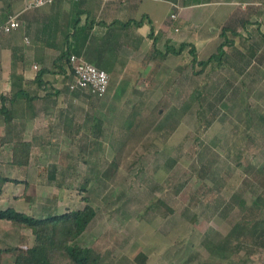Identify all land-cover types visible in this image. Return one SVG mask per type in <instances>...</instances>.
Listing matches in <instances>:
<instances>
[{"label":"rangeland","instance_id":"rangeland-1","mask_svg":"<svg viewBox=\"0 0 264 264\" xmlns=\"http://www.w3.org/2000/svg\"><path fill=\"white\" fill-rule=\"evenodd\" d=\"M238 1L236 13L243 20L252 8ZM169 9L170 4L160 2L159 17L166 18ZM241 20L235 23L237 34L227 31L232 42L225 46L224 61L199 73L186 49L145 66L143 56L119 63L118 72L107 69L110 88L103 97L69 90L71 80L62 79L64 103L74 100L76 91L82 93L74 108L65 106L66 115L78 111L81 117L67 118L66 127L76 133L42 141L38 132L27 167L10 168L9 149H0V175L27 182L5 184V192L25 190L19 202L14 197L11 202L45 214L83 207L82 197L88 195L97 214L76 241L99 250L103 264H139V251L148 255L146 264H264V248L243 240V225L264 219V207L254 204L264 189V34L251 25L244 28ZM214 22L208 34L201 23L178 17L171 38L177 45L197 35L201 45L206 38L217 40L221 26ZM256 22L264 32V12ZM164 42L161 37L163 49ZM216 44L200 56L217 51ZM93 116L102 119L101 137L89 134ZM112 160L118 161L116 172L104 175ZM44 165L50 171L56 165L61 176L66 172L64 184L56 185L46 169L40 175ZM9 196L1 205L10 204ZM156 196L174 212L162 206L147 211ZM241 197L246 208L239 204ZM241 223V246L234 244L237 229L227 248L215 247ZM34 238L31 229L0 220L1 245H32ZM12 259L6 254L4 264Z\"/></svg>","mask_w":264,"mask_h":264},{"label":"crops","instance_id":"crops-1","mask_svg":"<svg viewBox=\"0 0 264 264\" xmlns=\"http://www.w3.org/2000/svg\"><path fill=\"white\" fill-rule=\"evenodd\" d=\"M29 1L0 0V23L7 19L9 13L13 12L19 13L21 21L19 28L0 35V94L3 93L8 98L7 105L12 110L15 138L23 140H33L40 137L39 134L42 133L43 135L39 139L50 141L57 133H59L57 135H61L75 132V129L70 125L66 127L67 121L69 119L79 121L81 117L78 115V111L66 115L65 108L67 107L65 106L74 108V104L78 102L76 99L81 97V94H76L74 100L68 103H64L60 99L64 91L62 79L68 77L73 81V77L70 75L68 64L65 65V70L60 71L54 62L58 55L67 48L82 49L84 43H87L83 37L89 26L92 25L91 33L101 39L105 33L110 32V23L113 24L112 26L115 28L110 34L113 35L114 32L116 36L119 35L117 40L121 43L116 49L118 51L114 57L117 59L115 63L123 62L124 64L125 60L139 61L140 58H143L153 41V37L150 35L151 31L157 37L158 46L161 49H163L160 46L161 37L164 38V43L170 41L177 45L171 38L175 36L172 29L176 19L183 16L187 23H192L191 25L201 23L206 31L208 30V34L215 20L221 26V28L217 26L220 30L217 40L206 38L202 41V45L198 35L196 38L193 36L182 40L193 41L197 45L199 57L202 58L201 51L211 47L213 43H217L219 46L225 39V35L227 36V31L233 34L238 33L240 28L235 29V23L240 21L242 16L241 13H236L238 0H57L37 7H29ZM243 1L247 2L252 10L250 16L241 20V26L244 28L250 25L254 26L257 31L260 30L261 34H264L259 27L260 23L256 22L264 12V0ZM160 2L170 4V9L166 12L164 19L160 18L158 14ZM174 12L178 17H172ZM198 14H202L201 19L198 18ZM135 20H140L142 23L140 25L133 23L128 28L125 27V22ZM227 22L230 23L227 24ZM224 23L226 24L224 25ZM171 54L173 53H169L167 57ZM42 67L51 69L43 74V83L36 79V75ZM82 91L88 92L86 89ZM1 125H4L3 130ZM4 132L5 120L0 114V135ZM38 144L44 145L43 143ZM6 146L11 156L9 166L14 169V165L11 163L12 144L0 143V149L5 150ZM15 167L19 166L15 165ZM23 178H17L16 183L25 185L26 179L21 181ZM6 183L8 184V181ZM4 186L0 202L4 200V196L11 195L9 196V205H14L29 213L25 207L19 206L17 203L19 202L17 200L24 197L22 195L25 190L20 194H13L11 191L5 192ZM12 197L17 202H11ZM5 206L8 205L0 203V207ZM0 220L5 221V219ZM13 260L14 258L10 264H13Z\"/></svg>","mask_w":264,"mask_h":264},{"label":"trees","instance_id":"trees-1","mask_svg":"<svg viewBox=\"0 0 264 264\" xmlns=\"http://www.w3.org/2000/svg\"><path fill=\"white\" fill-rule=\"evenodd\" d=\"M133 23L140 25L142 21H128L125 22L124 25L128 28ZM112 25L113 24L110 23V32L115 28ZM91 30L92 25L89 26L85 32V36L83 38L84 41H87V43H84L82 49L78 47L73 49L67 48L58 55L54 65L59 67L60 71L65 70V65L69 64V56L74 52L78 55H83L87 58V60L94 62L100 68H111L112 71L114 70L115 72H118V64L115 63L117 59L114 57H116L115 54L118 51L116 50L117 46L121 44L117 40L120 36H116L114 32L113 35L110 34V32H107L100 39V37L91 33ZM150 35L153 37V41L151 47L144 55L142 63L144 66L151 62L152 59L154 60L158 57L164 59L169 53L178 55L187 49L191 55L190 62L192 68L200 66V68L194 70L195 73L204 71L213 62L221 64L227 55L225 46L231 42V39L225 35V39L218 46L217 51L212 53L208 58L203 59L199 57L197 45L193 41H182L178 45L167 41L165 43V48L161 49L158 46V39L154 36L152 31ZM50 70L51 69L49 67L40 68L36 75V79L43 83V74L49 72ZM78 89L80 90V88ZM81 92L86 93L85 91ZM81 92L76 91L75 95H80L82 94ZM87 94L93 95L89 91ZM0 99V114L5 120V132L0 135V143L12 144L11 163L13 165H18L19 167L28 166L31 159L34 141L15 138L12 110L7 105L8 98L2 93L0 94ZM93 118L96 121L88 128L89 134L101 137L102 133L100 127L102 126V119L96 116H93ZM96 125L98 126L97 129L95 128ZM117 167L118 161L112 160L108 168L103 172L104 175L112 176V174L116 172ZM45 169L47 170V176L49 179L54 181L56 185L60 186L61 184H64L66 172H64L61 176L56 165H54L51 171L49 170L50 168H48V165H44L43 168L39 170L40 175H44ZM59 176H61V180H57ZM9 180L18 181L17 178L2 174L0 175V198L3 194L4 184ZM82 188L85 189L86 187L83 186ZM82 199L85 201L83 207L66 209L62 212L48 211L45 214L28 213L14 205L0 207V219L8 220L15 226L21 228L31 229L35 236V242L32 245L7 244L3 246L0 244V264H4L3 257L5 254H12L14 258L13 264H103L105 262V258L99 250L93 246L83 245L76 241L78 236L88 228L91 221L97 214V209L91 203L90 197L88 195H84ZM239 204L242 208H246V199L241 197ZM254 204L260 208L264 207V189L259 193V195H257ZM159 206L164 207L167 213L174 212V209L159 196H156L153 200L149 201L146 210L149 211L151 209H156ZM193 215L194 219L197 218V213H194ZM249 223H245L243 225L244 228H247V232L244 234L243 240H248V244L250 246L264 248V219H256L250 224ZM241 225L242 223L236 224L235 227L231 229L228 234L229 237H231L230 240L229 237H223L215 244V247L222 249L227 248L225 244L229 243V241H234V237L236 238L234 243L237 246L236 248L241 246V244H238V238L240 236V228L238 229V227ZM235 233L237 235L234 236ZM247 254H249V252H247ZM147 259L148 255L144 251H139L135 256V260L139 264H145Z\"/></svg>","mask_w":264,"mask_h":264},{"label":"built area","instance_id":"built-area-1","mask_svg":"<svg viewBox=\"0 0 264 264\" xmlns=\"http://www.w3.org/2000/svg\"><path fill=\"white\" fill-rule=\"evenodd\" d=\"M55 1L57 0H30L28 6H43ZM176 16L177 13H172V17ZM20 25L19 13H9L7 19L0 23V35L12 32L19 28ZM68 65L73 77V81L69 84L71 89H86L98 97H103L107 93L110 86V75L107 70L100 68L94 62L74 52L69 56ZM35 67H38V65H35Z\"/></svg>","mask_w":264,"mask_h":264}]
</instances>
